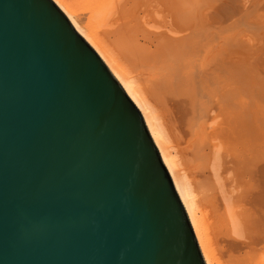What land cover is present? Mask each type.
I'll list each match as a JSON object with an SVG mask.
<instances>
[{"label": "water", "instance_id": "water-1", "mask_svg": "<svg viewBox=\"0 0 264 264\" xmlns=\"http://www.w3.org/2000/svg\"><path fill=\"white\" fill-rule=\"evenodd\" d=\"M0 264H208L131 96L50 0H0Z\"/></svg>", "mask_w": 264, "mask_h": 264}, {"label": "bare ground", "instance_id": "bare-ground-1", "mask_svg": "<svg viewBox=\"0 0 264 264\" xmlns=\"http://www.w3.org/2000/svg\"><path fill=\"white\" fill-rule=\"evenodd\" d=\"M50 1L131 96L207 263L264 264V106L241 89L235 24L204 0Z\"/></svg>", "mask_w": 264, "mask_h": 264}, {"label": "rangeland", "instance_id": "rangeland-1", "mask_svg": "<svg viewBox=\"0 0 264 264\" xmlns=\"http://www.w3.org/2000/svg\"><path fill=\"white\" fill-rule=\"evenodd\" d=\"M72 1H74L75 4H77L81 10H83L87 6L85 4V0H72ZM204 4L207 5V6L204 5L205 8H207L206 10L208 11V9H209V11H208L210 13L209 19L211 21L213 20L212 15H215L218 18V20H220L221 23H223V25H226L227 23L229 24L231 22H233V24H235L236 28H235L234 33L236 34V37L238 36V38L240 39L239 43L241 44V45L239 43L236 44L237 46H239V47H237V55L241 61V62L239 61L240 64L238 62V65L240 67L239 69H241L242 71L244 70L245 72L247 71L246 73L243 71L244 74H242V75H244V78L246 77V79H248V82H247V84L245 82L243 84H245L244 86H246V85L248 86V84H249L248 87L251 88V91H254L253 92V94H255L254 97L256 96L255 101L257 102V104L259 101V104H263L262 105V107H263L264 106V103H263L264 102V93H263L264 89L260 88L259 84H258L259 87L256 86V82L259 83V81H260V84L264 85V83H263L264 78L262 76H260L261 78L257 77V75H258L257 72H261V74L264 75V62H263L264 61V44H263L264 43V0H204ZM81 13H82V15H85L84 11H81ZM223 28H226V26ZM242 35H243V37H242ZM247 35L249 36L247 38L248 40L246 38H244V37H247ZM231 37H230V40H232ZM249 38H250V40H249ZM255 39H257V41ZM230 40H229V42H231ZM233 40L235 41V39H233ZM250 41H251V43H250ZM243 43H244V45H243ZM257 43H259V44H257ZM247 44H248V46H247ZM249 44H251V45H249ZM247 49L248 50L250 49V50L248 51ZM248 52H250V53H248ZM255 72L257 74H255ZM249 76H252V77L254 76V78H250ZM258 78L262 79V80H259ZM251 79H253V80H251ZM253 81L255 83L254 88L252 87L254 85V83H252ZM249 82L251 83V86H250ZM241 86H243V85L241 84L240 87ZM247 86L241 87V89L247 88ZM262 87L264 88V86H262ZM260 89H262V90H260ZM257 96H258V99H257ZM260 100H261V103H260ZM258 106H260V105H257V107ZM253 107H254V103H253ZM260 108H261V106H260ZM260 108H258V109L260 110ZM254 109L257 110V108H254ZM256 110H254V112L258 113L257 117L258 118L261 117V115H259V111H256Z\"/></svg>", "mask_w": 264, "mask_h": 264}]
</instances>
